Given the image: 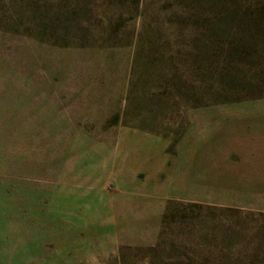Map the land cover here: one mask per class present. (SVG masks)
I'll list each match as a JSON object with an SVG mask.
<instances>
[{
    "label": "rangeland",
    "instance_id": "1",
    "mask_svg": "<svg viewBox=\"0 0 264 264\" xmlns=\"http://www.w3.org/2000/svg\"><path fill=\"white\" fill-rule=\"evenodd\" d=\"M0 264H264V0H0Z\"/></svg>",
    "mask_w": 264,
    "mask_h": 264
}]
</instances>
